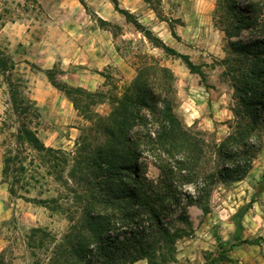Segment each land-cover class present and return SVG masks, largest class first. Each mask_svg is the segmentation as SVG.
Masks as SVG:
<instances>
[{
	"label": "rangeland",
	"instance_id": "rangeland-1",
	"mask_svg": "<svg viewBox=\"0 0 264 264\" xmlns=\"http://www.w3.org/2000/svg\"><path fill=\"white\" fill-rule=\"evenodd\" d=\"M117 1L150 38L113 0H0V58L13 62L5 71L0 67V252L7 248L10 264H47L54 238L68 232L72 215L83 214L70 175L77 141L93 125L91 113L107 115L113 95L124 93L139 72L169 68L174 108L185 124L217 142L231 131L237 105L231 41L264 34L262 25L235 34L233 12H246L250 1L237 0L234 10L232 0ZM179 54L190 57L196 72ZM48 70L57 82L96 92L84 99L89 108L77 109L52 84ZM13 96L35 102L38 115L29 117L28 127L46 151L19 148L21 116ZM261 135L248 175L216 185L207 211L189 205V221L174 222L188 235L175 243L174 258L156 264H208L219 253L231 260L216 264H264V240L246 242L264 237V128ZM142 150L148 174L157 178L155 155L145 144ZM17 155L26 169L13 163L5 173L6 158ZM142 260L139 264H149Z\"/></svg>",
	"mask_w": 264,
	"mask_h": 264
},
{
	"label": "trees",
	"instance_id": "trees-1",
	"mask_svg": "<svg viewBox=\"0 0 264 264\" xmlns=\"http://www.w3.org/2000/svg\"><path fill=\"white\" fill-rule=\"evenodd\" d=\"M232 1L229 7L234 10L237 0ZM249 1L246 12H233L237 35L251 26L264 27V4ZM113 2L119 12L145 31L132 12L121 8L117 0ZM145 33L150 38V32ZM163 47L169 49L165 44ZM231 48L237 105L231 131L219 142L185 124L176 113L171 96L173 73L165 66L156 65L151 73L148 68L139 72L124 93L113 95L107 115L91 113L88 119L93 125L82 129L71 158L72 191L83 214L72 215L68 232L60 240L54 238L47 264H132L142 259L149 264L166 262L175 257L177 240L189 233L174 224L176 220L189 221L188 206L197 203L207 211L216 185L248 175L261 149L264 128V34L231 41ZM179 55L196 72L197 65L190 57ZM9 62L13 63L0 58L1 69L5 71ZM48 74L77 109L89 108L84 99L96 92L57 82L51 70ZM12 102L21 116L19 148L28 145L40 153L46 151L35 130L28 127L29 117L38 115L35 102L16 96ZM143 144L156 157L157 178L148 174V165L142 160ZM13 163L21 165L20 171L26 169L20 155L9 156L5 173ZM83 186L87 189L82 194ZM262 240L264 237L246 242ZM6 252L7 248L0 252V264H10ZM224 259L231 260L219 253L208 264Z\"/></svg>",
	"mask_w": 264,
	"mask_h": 264
},
{
	"label": "crops",
	"instance_id": "crops-1",
	"mask_svg": "<svg viewBox=\"0 0 264 264\" xmlns=\"http://www.w3.org/2000/svg\"><path fill=\"white\" fill-rule=\"evenodd\" d=\"M140 261H143V260H140ZM140 261H137V262H135L134 264H139V263H140Z\"/></svg>",
	"mask_w": 264,
	"mask_h": 264
}]
</instances>
